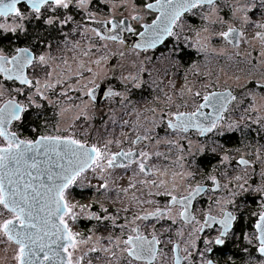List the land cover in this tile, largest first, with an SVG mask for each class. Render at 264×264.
I'll return each instance as SVG.
<instances>
[{
    "label": "flooded vegetation",
    "instance_id": "af4514ba",
    "mask_svg": "<svg viewBox=\"0 0 264 264\" xmlns=\"http://www.w3.org/2000/svg\"><path fill=\"white\" fill-rule=\"evenodd\" d=\"M146 2H154V0H91L85 9H77L73 5L70 10H60L62 15L67 12V14L73 16V21L62 30L59 27L49 28L32 19L25 22L29 32L27 37L23 34L18 37L16 34H12L4 39L5 44L0 48L4 50L5 55L14 54L17 46H35L37 54H48L50 52L54 59L49 62L48 70L52 71L53 81L57 78L61 79V83L57 85L54 92L50 91L48 93L54 101L58 102L57 106L53 107L48 105L46 101L43 102L45 104L44 115L39 119L35 118L34 115H30L27 121L29 126L24 128L23 135L27 138H33L37 135L55 134V129L59 128L61 110H72L77 105L86 111L89 119L85 120L81 117L80 120H75L74 118L69 125H72L71 130L78 138L90 143H100L99 145L103 146L104 141L111 139L113 128L118 127L117 121L123 124V134L116 139L121 141V146L125 150L131 147V139H135L136 135H144L146 129L150 130L148 135L152 139L142 141L136 150L147 151L152 157L148 162V167L152 168L153 165H156L159 171L155 175L144 177L142 174H137L138 169L135 165L127 170L116 169L112 172L121 174L123 184L122 182L119 183L121 185L114 187L111 191L112 181L108 180V183H110L108 190L102 189V206L108 208L110 214L119 216L118 224L126 223L125 217L130 220L134 213L142 214L141 206L136 203L134 198H139L141 201H155V204H143V209L150 211L157 206L163 207L169 199V197L157 195L158 192H163L165 188L171 190L174 187L175 193L180 195L185 192L186 188L195 187L197 184L203 185L200 196L193 201L192 214L198 221L203 222L205 213L219 218L222 215V208L236 214L237 195L232 196L229 189L237 192V180L235 178L237 177L238 168L242 172H247L246 175L241 177L240 182L244 183L247 180L248 184L246 185L255 184L257 188H259V184L264 186V163L260 164L259 154L254 153L252 150L241 152V154L249 153V156L240 157L242 155L238 156L237 154L235 143L237 130L262 126V121H259L261 118H257L256 115L252 114L250 91L222 88L216 83L218 73L204 74V60L214 64L217 68L219 59H212L204 55V52L199 50L201 46L194 42V39L197 33L205 27H209L213 34L226 31L229 26L226 25V22L220 23L218 18L227 19L237 7V0H217L216 11L207 21L202 17L209 15L211 12L208 6L195 9V15L186 13L173 29L176 35L166 36L163 43L155 48L143 51L135 47L136 44L141 42L139 33L144 31L141 25L151 23L157 15V13L144 8ZM251 2L252 0H240L241 5L250 4ZM255 2L258 5L257 8L249 13L253 21L264 17V9L259 7V0H255ZM88 13L92 14L91 17L88 16ZM132 15H139L143 19L139 22L134 21L131 19ZM107 20H112L114 23L124 20L135 31L132 33L116 31L115 34L120 35L124 41L123 44L113 41H101L91 29L95 28L101 34H106L105 29L111 27L106 23ZM212 20L217 22L212 23ZM0 22L14 23L11 19L5 21L2 18H0ZM78 25H83L79 28L80 32L87 29L86 34L82 36L78 33L72 36L71 29ZM231 27L242 33L244 32L242 28L234 25V23ZM65 39L69 41L67 45ZM212 41L213 44L218 45L220 37H216ZM73 43L78 46L73 48ZM260 43L264 44L261 41ZM49 44L52 46L51 48L48 47ZM105 44L107 47H105ZM90 45H95V47H92L89 52ZM85 52L89 54L85 56ZM121 52H123V55H120ZM97 59H101L99 65L94 63ZM81 65H83V68L80 67ZM157 66L158 69L156 70ZM88 68H91L92 71H87ZM161 70L162 73H157ZM131 71H133V74L130 73ZM57 74H59V77ZM126 77L129 79H125ZM132 77L135 79H131ZM157 77H161V79ZM39 78L42 82L45 79L43 70H39ZM91 80H94L95 83H89ZM137 83L140 84L139 88L134 87ZM257 83L260 82L251 83L250 88L255 85L258 88L257 91L264 93V88H260ZM4 87L6 89L4 98L6 99L9 98L10 94L15 95L11 90L19 87V85L8 81L4 82ZM189 87H191L190 90H188ZM88 88L95 89L94 100L84 95ZM109 89L120 93V95L109 96ZM227 91L236 99L227 104L226 110L222 113L223 118L212 131L201 135L195 128H190L183 133L167 128L168 116L165 113L194 111L198 103H203L202 96L205 93H225ZM59 92H67V96L57 95ZM196 92H200L201 96H195ZM17 98L21 99L20 97ZM35 111L33 110V112ZM204 111L208 112L210 110L206 108ZM125 121L128 123L125 124ZM229 125H234V128L230 129ZM32 127L37 128L38 131L32 132ZM169 141L171 143H168ZM174 147L175 149H173ZM116 150L118 149L113 147V151ZM157 152L162 155L156 156L155 153ZM225 156L228 157L227 160L224 159ZM240 158L247 160L249 164L247 166L238 165L237 161ZM188 173H192V176L189 177ZM181 175H183V179ZM213 176L216 177L217 185H213L210 179ZM161 179L166 183L159 189L139 183L140 180H156L159 182ZM130 183H135L136 187H130ZM213 188H216L215 192H213ZM124 189H128V191L125 192ZM75 191H79L76 186L74 189L73 187L70 188L68 192V196L74 198L71 199V204L76 205L75 211L79 213L74 224V232L80 233L81 238L84 239L96 233L102 245L110 246L107 237L112 236L115 238L120 235L121 230L112 227L111 221L100 223L94 221V219H87L88 209L95 212L90 205L94 208H101V206L92 202L91 198H84L80 201L82 197L76 195ZM218 199L221 201L220 205L214 203ZM229 199L234 201V204H224V201ZM124 208H128L129 211L124 212ZM178 211V209H174L173 215H176ZM176 219L175 224H172L170 220H161L159 223L156 221L138 222L145 235H149L153 231L150 224H156L157 235L165 242L158 246L162 248V253L157 256L154 264H158L159 259L165 258L168 259V264H173L172 245L166 242L172 240L182 250L186 247L182 248L173 238L177 236L178 232L188 229L193 232V227H198V225L192 224L185 225L179 220L178 216ZM161 225L169 229V231L163 232L162 235ZM182 233L187 244L197 233L196 239L193 240L195 244L194 258L199 260V264V253L201 252H204V257H201L202 260L212 259L214 264H224L226 262V257L222 260L216 257L220 253L219 250L224 247V245L218 246L214 243L216 236L219 234L218 225L204 230L202 234L200 232H195L192 235ZM126 234L127 229H125V238ZM233 237L230 234L229 239ZM205 240L212 241V243L205 245ZM226 243L228 244V242ZM92 244L82 252V255L88 251ZM208 247L213 248V251L206 252L205 249ZM182 252H180V255L184 256ZM119 256L121 257L116 258ZM89 259L92 260V264L127 263V258L119 251L116 252V256L103 252L91 253L82 262L88 264ZM202 260L201 264H203Z\"/></svg>",
    "mask_w": 264,
    "mask_h": 264
},
{
    "label": "snow or ice",
    "instance_id": "6c2138e0",
    "mask_svg": "<svg viewBox=\"0 0 264 264\" xmlns=\"http://www.w3.org/2000/svg\"><path fill=\"white\" fill-rule=\"evenodd\" d=\"M90 2L91 0H0V18L5 21L9 19L14 21L11 24L0 23V42L12 34H16L17 37L23 34L27 37L29 32L25 22L32 19L49 28L59 27L62 30L73 21V16L67 12L62 15L60 10H70L73 5L77 9H85ZM216 2L217 0H154V2H146L144 8L157 13V15L151 23L141 25L144 31L139 33L141 42L136 44V49L147 51L150 48H155L157 44L163 43L166 36L176 35L173 29L177 22L186 13L195 15V9L208 6L211 12L202 18L206 21L209 20L216 11ZM257 6L255 0H252L250 4L243 5L240 4V0H237V7L233 10V15L243 13L244 23L249 24L251 23L249 13H252ZM259 7L264 9V0H259ZM91 15L88 13L89 17ZM131 19L139 22L143 17L132 15ZM218 19L220 23H224L222 18ZM211 22L216 23L217 21L212 20ZM106 23L111 25L105 29L106 34H101L95 28L91 29L101 41L123 44L124 41L120 35L115 34L116 31L119 30L121 33L135 31L124 20H120L118 23L107 20ZM255 26L264 29V24ZM81 27L83 25L72 28L71 35L75 36L78 33L82 36L85 35L87 29L80 32L79 28ZM204 31L208 32V28H204ZM215 35L235 47L239 46L243 37L242 32L231 26L226 31H220ZM256 38L264 43V32H257ZM205 39L208 40L210 37H205ZM68 43L69 41L65 39V44ZM196 43L200 44V41L197 40ZM77 46L76 43H73V48ZM48 47L52 46L49 44ZM92 47L95 45H90L89 52ZM105 47H107L106 44ZM206 48L207 44L202 45L199 50L203 51ZM88 54V52L84 53L85 56ZM120 55H123V52ZM52 59L54 57L50 52L37 54L35 46H17L12 55H5L4 50L0 48V78H2L0 80V242L6 241L14 246L15 264H82L84 257L91 253L103 252L116 256L117 251L127 258V264H154L157 256L162 253V248L158 246L165 242L157 235L156 224H150L153 231L149 235H145L138 222L156 221L159 223L161 220H170L172 224H175L177 216L185 225H198V227H193V233L203 232L205 228H211L214 224L219 225V234L214 243L218 246L225 245L226 238H229L230 234L235 235L236 229L240 226L241 217L222 208V215L219 218L205 213L203 222L198 221L192 214L193 201L200 196L203 185L197 184L195 187L186 188L185 192L180 195L175 193L174 187L171 190L165 188L163 192H158L157 195H163L169 199L163 207L157 206L150 211L144 210L143 204H155V201H141L139 198H134L136 203L141 206L142 214L134 213L130 220L125 217L126 223L124 224H118L119 216L110 214L109 209L103 206L100 209L102 214L89 212L87 219H94L100 223L111 221L112 227L119 228L121 232L115 238L107 237L110 246L102 245L100 238H97L83 256L74 259L73 254L78 247L82 244H89L93 239L92 236H88L86 239L81 238L80 233L73 231L72 225L77 221L79 213L75 211L76 205L71 204L67 198L72 186L78 183L83 185L81 177L84 173L90 170L102 181L96 187V191L100 192L102 189L108 190V176L116 169L127 170L135 165L138 169L137 174H142L144 177L155 175L159 169L156 165H153L152 168L148 167V162L152 157L147 151L136 150L142 141L152 139L148 135L150 131L148 129L145 130L144 135H136L135 139H131V147L127 150L121 146V141L118 139H107L103 142V146L82 140L71 130L72 125L63 131L56 128L55 134L48 133L33 138L23 135L24 128L29 126L27 121L30 115H34L37 119L44 115L45 104L43 102L46 101L53 107L57 106L58 102L48 95L50 91L54 92L57 85L61 83L59 78L53 81L52 71L48 70L49 62ZM101 59L95 60L94 63L99 65ZM80 67L83 68V65ZM39 70H43L45 73L43 82L39 78ZM87 71L91 72L92 69L88 68ZM57 75L59 77V74ZM8 81L18 84L19 87L11 90L15 95L10 94L9 98L5 99L4 82ZM89 83H95V81L91 80ZM85 87L87 86L85 85ZM134 87L139 88L140 84L137 83ZM94 92V88H88L84 95L94 100ZM57 95L67 96V92H59ZM108 95L114 96L120 95V93L109 89ZM195 96L199 97L201 93L196 92ZM202 99L203 103H198L194 111L165 113L168 116L167 128L180 133L195 128L201 135H204L217 126L223 118L222 113L226 110L227 104L235 100L236 97L230 92H212L205 93ZM206 108L210 111L205 112ZM33 110L36 111L33 112ZM63 111L66 112L67 109H63ZM81 117L85 120L89 119L84 109H81L75 120H80ZM228 127L233 129L234 125ZM31 131L37 132L38 129L32 127ZM113 147L118 150L113 151ZM155 155L162 154L157 152ZM224 159L227 160L228 157L225 156ZM237 163L245 166L249 162L241 158ZM188 176L191 177L192 173H188ZM181 178H184L183 175ZM210 179L213 185H217L216 177L213 176ZM235 179L239 181L241 177L237 176ZM139 183L159 189L166 182L161 179L159 182L140 180ZM246 184H248L247 180L244 184L238 185L242 193H248L252 187L251 185L245 187ZM130 187L135 188L136 184L130 183ZM124 191L127 192L128 189H124ZM215 191L216 188H213V192ZM254 191L262 194L260 203L262 210L253 213L255 219L250 226L245 224L249 231L243 234V239L252 248L250 250L248 247H244L242 251L248 254L245 264H264V186L254 189ZM229 192L232 196L238 195L231 189ZM214 203L220 205L221 201L218 199ZM224 204H234V201L225 200ZM174 209L179 210L176 215H173ZM123 211L128 212L129 209L124 208ZM161 228V235L163 232L169 231L163 225ZM125 229H127L126 238ZM177 235H183V233L178 232ZM166 243L172 245L173 264H185V262L193 264L190 259L192 253L188 248L181 250L179 245L172 240H168ZM204 243L208 245L212 241L205 240ZM192 246L195 247L194 242ZM181 251L185 253L184 256L179 255ZM205 251L212 252L213 248L208 247ZM253 252L258 253V256H253ZM199 255L204 257V252ZM88 264H92L91 259L88 260ZM203 264H214V261L204 259Z\"/></svg>",
    "mask_w": 264,
    "mask_h": 264
},
{
    "label": "rangeland",
    "instance_id": "374dc122",
    "mask_svg": "<svg viewBox=\"0 0 264 264\" xmlns=\"http://www.w3.org/2000/svg\"><path fill=\"white\" fill-rule=\"evenodd\" d=\"M243 13H237L236 15H233V13L230 14V16L227 19H224V22H226L227 26H231L232 23L234 25L239 26L244 30L243 32V39L240 41L239 46L236 48L230 47L225 41H223L222 38H220V41L218 45L213 44V39L218 37L215 34H213L208 28V32H205L204 29L201 32H198L199 35H196V38L194 39V42L197 40L200 41L199 46L207 44V48L203 50L204 55H207L208 57L212 59H219L218 63L219 66L216 68L214 64H210L204 60V74L206 75H212V73H218L216 77V83L222 87V88H230L232 90H241V91H250L249 96L252 99V103L250 105V108L252 110V114L256 115L257 118H262L264 117V93L257 91V87L254 85V89L250 88V84L254 82H260L264 83V44L260 43V40L256 38V33L257 32H264V29L257 28L255 25L256 24H264V17H260L258 19H253L251 18V23L245 24L242 16ZM220 21V20H219ZM232 22V23H231ZM2 23V22H0ZM245 28V29H244ZM205 37H210V39L206 40ZM222 40V41H221ZM162 63V62H161ZM159 63V64H161ZM158 69V66L156 70ZM163 71H159L157 73H162ZM130 73L133 74V71ZM135 73V72H134ZM158 79H161V77H157ZM78 84V83H77ZM191 87L188 88L190 90ZM82 107H76L72 110H67L66 112L61 110L60 115H59V124L58 127L60 129L66 128L70 121L74 119L78 114H80ZM118 127H114L111 134V139H116L120 138L123 134V124L120 121H117ZM100 143H98L99 145ZM175 149V147L173 148ZM255 153V152H254ZM242 156H249V153L245 154L242 153ZM259 161L260 164L264 163V161L260 158L259 156ZM247 172H242L238 168L237 176H244L246 175ZM249 175V172H248ZM249 178V177H248ZM81 180L83 181V185L81 184H76L75 186L79 191H75L76 195L81 196L82 198L80 199L83 200L84 198H91L92 202L96 203L99 206H102L103 203V196H102V190L100 192L96 191V187L102 182L95 174H93L90 170L85 172L83 177H81ZM108 180H111L112 183H108L110 185V190L112 191L114 187H118V185H121L119 183L122 182L123 184V179L121 177L120 173L117 172H111V175L108 176ZM237 181V200L239 196H245L242 195L241 190L239 189L238 185L239 184H244L243 182ZM262 183V182H259ZM91 185V186H89ZM252 186V184H250ZM263 184H259L260 186ZM245 187H248V185H245ZM257 188V187H256ZM252 187L249 189V192H251ZM248 192V193H249ZM254 193L261 199V193L254 191ZM247 194V193H243ZM255 198H257V196ZM67 198L69 202L71 201L70 196L67 194ZM71 203V202H70ZM89 207V206H88ZM88 207H86L88 209ZM92 209L95 210V213L97 214H102L100 211V207H92ZM238 207V205H237ZM92 212V210L88 209L87 211ZM96 221V220H94ZM73 231H75V225H72ZM182 231V230H181ZM185 234L192 235L193 232H191L189 229L182 231ZM94 235L92 236V241L89 242V244H82L78 247V249L74 252L73 257L79 258L82 255V252L85 251L91 243H94L97 239L96 233H93ZM96 235V236H95ZM197 233H195L194 238L190 240V243L187 244L185 243V238L184 234L183 235H177L174 237V241L179 243L180 246L186 247L189 249V251L192 253V256L190 259H192L193 264H199V260L194 258V247H192L193 240L196 239ZM235 237V235H234ZM233 237V238H234ZM232 238V239H233ZM184 255L185 253L182 252ZM95 254V253H92ZM14 255V246L8 244L6 241L0 242V264H15V261L13 259ZM116 257V258H120ZM86 257H84L83 260H85ZM201 256H200V264H201ZM203 262V260H202ZM158 264H168V259H159L157 262ZM186 263V262H185ZM82 264H84L82 262ZM108 264H113V263H108ZM127 264V263H124Z\"/></svg>",
    "mask_w": 264,
    "mask_h": 264
},
{
    "label": "trees",
    "instance_id": "16d2710c",
    "mask_svg": "<svg viewBox=\"0 0 264 264\" xmlns=\"http://www.w3.org/2000/svg\"><path fill=\"white\" fill-rule=\"evenodd\" d=\"M3 44H5L4 40L0 42V46ZM259 121H262V126L259 125L249 129L237 130L235 143L238 156L241 152L252 150L259 154L260 158L264 161V117ZM254 189L257 188L255 184H252L251 192L247 194L241 193L245 196H239L237 200L238 207L236 205V214L241 217L240 226L236 229L235 237L233 239L227 238L228 244L226 243L219 250L220 253L217 254L218 256H216L219 260L226 257L227 259L224 264H245V261L248 259V254L242 251L244 247H248L250 250L252 248L243 239V234L249 231V228L245 227V224L250 226L251 222L255 219L253 213H258L262 210L260 208L261 199L254 193ZM253 256H258V253L253 252Z\"/></svg>",
    "mask_w": 264,
    "mask_h": 264
},
{
    "label": "water",
    "instance_id": "95a60500",
    "mask_svg": "<svg viewBox=\"0 0 264 264\" xmlns=\"http://www.w3.org/2000/svg\"><path fill=\"white\" fill-rule=\"evenodd\" d=\"M229 44V43H228ZM157 45H159V44H157ZM156 45V46H157ZM231 47H233V48H236L235 46H233L232 44H229ZM257 85L260 87V88H264V83H257ZM227 92H229V91H227ZM210 110V109H209ZM241 159V158H240ZM240 159H238V161L240 160ZM245 160V159H244ZM249 164V163H248ZM238 165H240V164H238ZM240 166H242V165H240ZM245 166H247V165H245ZM235 214V213H234ZM215 225V224H214ZM214 225H212V227L214 226ZM211 227V228H212ZM218 227H219V225H218ZM206 229H208V228H205V230ZM204 232V231H203ZM203 232H200V234H202ZM173 254V253H172ZM179 255H180V253H179ZM181 256V255H180Z\"/></svg>",
    "mask_w": 264,
    "mask_h": 264
}]
</instances>
